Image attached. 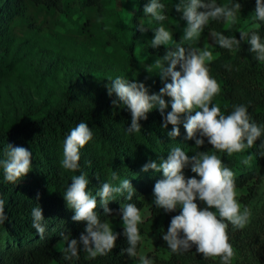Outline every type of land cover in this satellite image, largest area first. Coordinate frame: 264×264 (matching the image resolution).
<instances>
[{
	"label": "trees",
	"instance_id": "obj_1",
	"mask_svg": "<svg viewBox=\"0 0 264 264\" xmlns=\"http://www.w3.org/2000/svg\"><path fill=\"white\" fill-rule=\"evenodd\" d=\"M135 12L127 24L110 14L111 8L105 5L104 0H0V66L4 56L11 54L28 39L19 34L21 28L33 26L34 10L41 11V23L49 22V12H55L63 17H70L74 13L83 14L87 19L97 18L98 28L106 36L109 43L121 46L126 58V66L117 70L116 77L121 76L130 81L144 83L148 94H157L163 81L158 75V70L150 66L157 58L165 54V46L158 49L151 47L154 38V29L161 22L143 20V7L148 0H134ZM177 2V1H176ZM175 2V3H176ZM236 0L218 1L219 4H231ZM241 3V12H253L255 0H238ZM167 4L168 0H161ZM166 20L163 26L172 32L173 42L180 43L186 21L182 20L181 13L174 7L165 6ZM264 30V22L257 21ZM89 21H85V29L91 32ZM223 22H210L204 29L198 41L192 42L193 47H203L204 39L210 30H222ZM143 24L146 31H139ZM38 25V24H37ZM39 26V25H38ZM234 31V29H233ZM18 36L16 38L15 36ZM232 36V34H228ZM21 40H20V39ZM189 46V42H183ZM143 53L144 58L137 55V48ZM45 53H42V57ZM209 67V65H208ZM179 70V66L177 68ZM210 75L218 81L219 75L211 71ZM228 74L224 79L226 84L222 96L224 101L220 104L221 111L225 114L232 111V106L245 104L248 113L262 129H264V84L259 81L261 73L255 67H245L238 73ZM85 82L78 80L67 87L61 99L40 116H34L36 110L33 102L27 100V107L22 112L19 120L11 126L0 125V160L5 159V150L8 144L22 146L32 153V166L30 172L16 184L4 180L3 168L0 167V199L4 201V211L7 219L0 223V264H128L127 254L121 250L127 247L124 228L117 227L113 231L119 233L116 246L105 256L90 259L82 251L80 244L79 258L70 261L63 259V250L67 243L60 236L65 233L71 239H79L84 231L86 222L72 220L74 210L68 208L63 194L73 175L83 172L89 179L88 190L95 195L104 182L114 185L122 179H129L135 189L131 202L141 210L145 206L144 195L153 191L154 184L163 178L162 171L156 172L149 169L142 171L143 166L151 161L160 162L166 159L171 147L181 146L189 156L198 151H215L207 143L202 148H197L193 140L186 139V130L183 127L184 117L181 116L180 135L170 139L167 135L173 128L171 124L163 128V118L158 109L154 108L147 114L146 120H141V131L128 133L131 124V112L125 105L120 104L118 97L113 93L108 95L109 81L102 78L98 83L93 77ZM170 82V80L168 81ZM169 102L165 115L171 111L169 97H164ZM117 101V105L113 104ZM227 106V107H225ZM28 116L27 120H23ZM81 121L88 124L93 133V139L80 150V168L77 172L65 170L60 166L62 159L63 141L65 136ZM264 132L254 143L252 148L245 149L242 153L228 156L226 153H217L224 166L230 168L235 174L236 188L247 186L248 192L244 199L247 202L255 193L253 182H260L264 170ZM252 155L250 165H244L241 160L246 155ZM116 172L119 179L112 180V173ZM186 179L200 177L191 172L190 167L183 170ZM39 194V199H37ZM126 195V193L124 194ZM95 210L102 220L110 224L115 212L119 211L121 204L127 202L123 195L117 194L108 207L112 213L104 217L103 208L99 204ZM201 204V201H196ZM40 205L45 225L44 237L41 238L36 229L32 227L31 210ZM151 218L158 226L163 225L162 231L166 232L172 216L179 211L166 213L162 209L150 206ZM140 233L141 224L138 225ZM229 242L234 247L239 239V231H228ZM248 239L252 264H264V206L257 217ZM141 245V244H140ZM138 246V249L140 248ZM167 247V244H165ZM167 257L154 258L156 264H210L202 254L196 252L193 245L189 252L173 254L168 249Z\"/></svg>",
	"mask_w": 264,
	"mask_h": 264
},
{
	"label": "clouds",
	"instance_id": "obj_2",
	"mask_svg": "<svg viewBox=\"0 0 264 264\" xmlns=\"http://www.w3.org/2000/svg\"><path fill=\"white\" fill-rule=\"evenodd\" d=\"M242 5L238 0L231 4H219L217 0H177L174 9L181 13V19L186 21L180 43L173 42V34L163 26L166 20L164 14L165 4L161 0H148L143 7V13L152 20L161 22L155 28L151 47L158 49L165 46V54L157 58L150 66L158 70L160 79L164 82L157 94H148L144 83L130 81L121 76L110 80L108 95L113 93L118 101L131 112V124L128 133L141 131V120H146L147 114L154 108L158 109L163 118V128L169 124L173 126L167 133L169 138L176 139L180 135L181 116L184 117L183 127L186 130V139L193 140L197 148L207 143L215 151H198L189 156L181 146L171 147L167 158L160 162L146 163L142 171L152 169L161 172L163 178L155 182L153 204L166 213L180 209L179 214L172 216L166 232L162 231V239L173 254L189 252L193 245L196 252L205 259L219 258L220 264H232L236 252L229 242L228 227L236 229L246 228L251 221V210L242 206L237 199V190L234 172L224 166L217 153H242L252 148L261 137L262 129L248 113V106L237 104L232 111L225 114L213 98L220 94L221 86L209 72L208 65L215 59L209 47H193L192 42L198 41L204 29L210 22H223L226 25H235L239 20ZM252 20L264 22V0H255ZM257 30H241L240 39L227 36L223 32H211L213 44L219 48L232 51L246 42L249 51L255 54V59L264 62V42L258 32L259 24L253 26ZM139 31H146L140 24ZM183 42H189L184 46ZM179 66V70H177ZM170 80V82H168ZM171 111L165 115L169 102ZM117 105V101H113ZM227 107V106H225ZM93 139V133L87 123L81 121L65 136L62 146V159L60 166L72 172L80 168V150ZM264 147V142L261 143ZM5 159L0 160L3 168L4 180L16 184L26 177L32 166V153L22 146L8 144L5 150ZM252 155H246L241 163L250 165ZM190 167L191 172L200 179L191 177L186 179L183 170ZM112 180L119 179L116 172L112 173ZM90 181L81 172L73 175L63 194L68 208L74 210L72 220L86 222L84 231L79 239L69 240V236L60 233L67 246L63 250V259L70 261L79 258L82 251L90 259L108 255L116 246L119 233H114L107 220H102L95 211L99 204L103 208L104 217L111 215L109 202L117 194L123 195L127 201L121 204L119 213L122 218L127 247L121 250L133 258L136 264H154V261L138 252L142 237L138 225L143 223L141 210L133 202L135 189L129 179H122L114 185L104 182L95 195L88 190ZM126 193V195H124ZM39 199V194H37ZM197 199L206 204L201 209ZM210 209H215L212 211ZM32 227L36 229L41 238L44 237L45 225L42 208L38 204L31 210ZM7 219L4 211V201L0 199V223Z\"/></svg>",
	"mask_w": 264,
	"mask_h": 264
},
{
	"label": "rangeland",
	"instance_id": "obj_3",
	"mask_svg": "<svg viewBox=\"0 0 264 264\" xmlns=\"http://www.w3.org/2000/svg\"><path fill=\"white\" fill-rule=\"evenodd\" d=\"M177 0H168L165 6L174 7ZM224 1V0H218ZM105 5L111 8L110 14L118 18L123 24H127L131 15L135 12L134 0H104ZM253 12L239 13V20L235 25L222 23V30H210L205 39L204 46L213 51L215 59L209 64L212 72L217 73L218 83L221 86L219 95L213 98V103L219 105L225 100L222 91L226 84L224 79L230 71L231 74L242 71L245 67H255L261 73L259 81L264 84V62L255 59V54L248 49L250 45L241 42V46L228 51L215 46L211 32H223L232 34L238 40L241 30H257L252 20ZM33 26L21 28L19 34L26 37L28 43L22 44L11 54L4 56L0 66V125L11 126L19 120L22 112L27 107V100L33 102L36 110L34 116H40L44 111L53 107L60 99L62 93L69 85L78 80L93 81L98 83L103 79L116 77L117 70L126 66L125 54L121 46L109 43L106 36L98 28V19H87L83 14L74 13L70 17H63L55 12H49V22L41 23V11L34 10ZM143 20L152 22L150 17L143 13ZM89 21L91 32L83 25ZM39 26H38V25ZM234 29V31H233ZM258 32L264 42V30L260 27ZM18 38V36H15ZM20 39V38H19ZM21 40V39H20ZM42 53L45 56L42 57ZM137 55L144 58L143 53L137 48ZM29 117L24 116V121ZM254 195L246 202L244 197L248 192L247 186L237 187V199L242 206H248L252 216L249 225L244 229H236L229 225L228 231H239V239L233 247L236 255L232 264H252L249 259L251 248L248 239L250 231L264 206V170L260 182H253ZM145 206L141 209L143 223H141L142 243L138 252H143L153 261L154 258L167 257L169 255L166 242L162 239V228L151 218L150 206L153 204V191L144 195ZM199 207L203 209L206 204L201 201ZM180 212V209L177 208ZM215 211V209H210ZM160 223V222H159ZM110 226L114 230L123 227L119 211L115 212ZM229 233V232H228ZM128 264H136L133 258H127ZM210 264H220V259L209 258ZM154 264H156L154 262Z\"/></svg>",
	"mask_w": 264,
	"mask_h": 264
}]
</instances>
